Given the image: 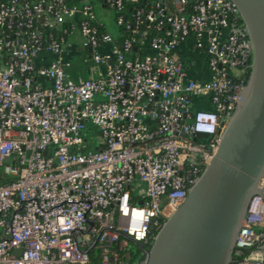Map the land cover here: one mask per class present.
<instances>
[{
	"label": "built area",
	"instance_id": "built-area-1",
	"mask_svg": "<svg viewBox=\"0 0 264 264\" xmlns=\"http://www.w3.org/2000/svg\"><path fill=\"white\" fill-rule=\"evenodd\" d=\"M79 37L96 76L69 72ZM251 63L232 0H0V264H128L216 154ZM259 185L231 264H264Z\"/></svg>",
	"mask_w": 264,
	"mask_h": 264
},
{
	"label": "water",
	"instance_id": "water-1",
	"mask_svg": "<svg viewBox=\"0 0 264 264\" xmlns=\"http://www.w3.org/2000/svg\"><path fill=\"white\" fill-rule=\"evenodd\" d=\"M251 47V73L218 150L163 223L140 264H231L236 240L264 177V0H232ZM100 142L103 141L97 133ZM205 137V133H199ZM141 245L140 242L134 241Z\"/></svg>",
	"mask_w": 264,
	"mask_h": 264
},
{
	"label": "rangeland",
	"instance_id": "rangeland-1",
	"mask_svg": "<svg viewBox=\"0 0 264 264\" xmlns=\"http://www.w3.org/2000/svg\"><path fill=\"white\" fill-rule=\"evenodd\" d=\"M96 12L98 14L99 19L104 22L107 27L112 31L116 32L118 27L115 22V13L113 10L108 9V8H103L100 5H96ZM81 37H79L73 46L70 48L67 47L66 49V56L67 59L72 61L74 64L73 70L75 71L76 75H88V68L92 65L91 60L89 58L88 53L86 50L81 46ZM187 56V55H185ZM198 57V55H197ZM98 128L94 126L91 122L87 124L86 129L84 130L83 134L86 137H90L92 134L97 135ZM137 249V244L133 241H131L129 250L130 251H136Z\"/></svg>",
	"mask_w": 264,
	"mask_h": 264
},
{
	"label": "crops",
	"instance_id": "crops-1",
	"mask_svg": "<svg viewBox=\"0 0 264 264\" xmlns=\"http://www.w3.org/2000/svg\"><path fill=\"white\" fill-rule=\"evenodd\" d=\"M178 54L186 62L189 74L198 79H208L210 77V70L205 62V56L197 53L193 49V39H188L182 42L179 46ZM187 55V56H185ZM198 55V57H197ZM102 70V68L88 69V75L96 76ZM69 72L75 76V71L70 69Z\"/></svg>",
	"mask_w": 264,
	"mask_h": 264
},
{
	"label": "trees",
	"instance_id": "trees-1",
	"mask_svg": "<svg viewBox=\"0 0 264 264\" xmlns=\"http://www.w3.org/2000/svg\"><path fill=\"white\" fill-rule=\"evenodd\" d=\"M251 73V68L247 70L246 72V82H248L249 77ZM157 233V232H156ZM155 233V234H156ZM153 238H151L147 243H141V245L137 244V249L136 251H130L128 255H124V259L128 260V264H140L144 258H145V248H150L153 242Z\"/></svg>",
	"mask_w": 264,
	"mask_h": 264
}]
</instances>
